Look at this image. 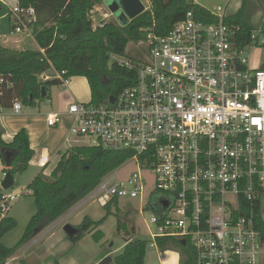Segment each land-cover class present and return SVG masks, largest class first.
Here are the masks:
<instances>
[{"label": "built area", "instance_id": "2783aa9c", "mask_svg": "<svg viewBox=\"0 0 264 264\" xmlns=\"http://www.w3.org/2000/svg\"><path fill=\"white\" fill-rule=\"evenodd\" d=\"M188 2L206 16L189 11L166 35H147L137 62L112 57L136 70L134 84L113 103L73 102L63 113L47 112L45 124L56 129L68 118L76 142L131 153L137 169L154 176L142 213H150L145 224L156 248L157 239L172 238L188 243L195 264H264V236L254 220L264 199V64L250 65L252 52L264 49V25L245 38L240 25L225 21L232 0H210L213 10ZM89 18L93 29L100 25ZM35 20L33 7L16 0L0 39L31 37ZM62 75L39 79L65 86L69 79ZM11 111L19 115L22 104L15 101ZM51 161L46 152L30 160L44 176ZM144 185L138 174L104 177L85 198L103 206L142 200ZM24 194L1 189L0 217Z\"/></svg>", "mask_w": 264, "mask_h": 264}, {"label": "trees", "instance_id": "16d2710c", "mask_svg": "<svg viewBox=\"0 0 264 264\" xmlns=\"http://www.w3.org/2000/svg\"><path fill=\"white\" fill-rule=\"evenodd\" d=\"M103 1L17 0L21 8L33 7L35 10L36 20L30 32L37 50H12L0 44V109H11L15 101L32 108L49 99V89L62 86L58 79H39L42 74L51 71L63 72L62 77L65 79L85 78L90 90L89 103L105 104L109 97H116L124 88L132 86L136 78V70L120 66L112 57L137 62L142 56L128 57L125 53L128 44L145 42L149 34L157 37L166 35L189 11L197 16H206L207 13L188 0H147L150 3L149 10L126 26L109 22L93 29L89 13ZM242 1L241 9L225 21L240 25L246 38L253 27L246 18L248 14L244 7L248 4L247 0ZM42 88L45 97L41 96ZM5 152L13 154L8 164ZM33 154L25 129L16 133L10 143L3 142L0 137V160L4 174L9 173L14 178L25 172ZM131 157V153L124 151L76 146L61 155L48 176L40 171L27 186L34 201L35 213L29 219L21 239L12 248L5 247L1 239L16 227V221L6 215L0 217V264H7L17 250L69 212L104 177ZM117 203L113 201L104 205L106 215L98 221L84 217L76 226L78 234L70 240L77 241L86 233L91 235L95 243L100 242L104 234L98 227L111 214V206ZM254 216L255 227L264 236V220L258 204ZM36 230L40 232L35 235ZM117 230L127 231L125 223L118 220ZM156 243L161 253L170 249L177 250L180 253L179 264H195L194 251L188 243L182 245L179 240L172 238L157 239ZM146 246L147 241L130 239L121 254L112 258L106 254L98 264H144ZM20 263L24 264L22 261Z\"/></svg>", "mask_w": 264, "mask_h": 264}, {"label": "rangeland", "instance_id": "374dc122", "mask_svg": "<svg viewBox=\"0 0 264 264\" xmlns=\"http://www.w3.org/2000/svg\"><path fill=\"white\" fill-rule=\"evenodd\" d=\"M110 1L114 3V0H104L100 5L92 9V13H89V16L93 18L94 24L101 25L115 22L119 26L124 27L135 17L149 10V3L147 0H136L138 5L137 8L131 13L122 12L125 19L119 20L117 11L120 7L115 3L111 6ZM196 1L199 5L205 6L209 10H213L216 5V3L210 2V0ZM219 3H223V1ZM242 3V0H232L227 13L230 15L236 14L241 9ZM247 3L248 4L244 8L248 14H246L248 23L254 29L262 27L264 25V0H247ZM1 7L0 31L4 32L6 27H8L7 19L4 17L8 8L5 6ZM104 14L109 15V17L105 18ZM16 38L26 39L21 49H15V46L19 45L14 43ZM0 44L12 50H37L33 38L27 37L25 34L8 36V39L5 41L0 39ZM144 52V45L130 43L127 45L125 53L128 57L138 58L142 56ZM262 64H264V49H258L252 52L250 65L254 68H259ZM46 74L52 76L53 71ZM62 88V86L51 87L48 91L49 98H58L63 93ZM82 103H88V101ZM50 111L49 99L43 100L33 108V112L35 113L39 112L41 114H46ZM58 139L59 136L55 135L43 137L45 145L46 142H57L59 141ZM87 144L88 142L84 140L83 142L80 141L79 145ZM68 147L69 144L65 145L64 148L61 149L60 154H56L55 157L53 156L54 158L51 164L45 171L49 169L52 170L56 166L61 155L67 151ZM50 155L52 156L53 154L50 153ZM40 171L41 169L33 162H30L25 172L14 177L13 187L7 190V194H25L14 202L7 212L8 217L16 221V227L5 234L1 239V243L5 247L12 248L19 242L29 219L35 213L34 201L31 197V191L27 190V186ZM133 174H138L145 180L142 200L138 198H123L118 201L117 205H112L110 208L111 214L98 227V230L102 231L104 234V238L100 242L95 243L91 235L86 233H84L79 240L72 241L66 237L63 230L66 224L76 228L84 217H88L92 221H98L106 215V210H104L101 202L87 197L62 216V218L44 229L23 248L17 250L9 259V262L11 264H21L20 262L22 260L24 264H98L106 254H109L108 256H111V258L121 254L125 243L130 239H140L147 241L144 264H178V261H180V253L173 249L162 253L159 252V250L152 245L147 232L145 223H147L150 213L145 211L142 213V205L146 203L149 193L154 189V176L149 172L138 170L136 162L133 159H128L121 167L106 177L113 181H119ZM261 215L264 220V199L261 201ZM118 220L125 223L127 231L118 232ZM132 229H134V233H132Z\"/></svg>", "mask_w": 264, "mask_h": 264}, {"label": "crops", "instance_id": "0c3cea01", "mask_svg": "<svg viewBox=\"0 0 264 264\" xmlns=\"http://www.w3.org/2000/svg\"><path fill=\"white\" fill-rule=\"evenodd\" d=\"M14 2H16V0H0V6H5L6 8H8L7 13L4 15L5 19H7V23L9 6H12ZM6 29L8 30V27H6ZM6 29L4 33L7 31ZM16 39L14 43L19 45L15 46V49H21L26 39ZM62 87L63 93L58 98H49V103L52 112L63 113L66 111L67 106L73 102L88 101L89 103L90 90L85 78L72 77L69 79L67 84ZM33 108L34 107L29 108L22 106V111L19 115L13 114L11 109H0V137L3 142L10 143L16 133H18L21 129H25L29 141V148L34 152V155L37 156L41 152H46L48 155L52 153L53 155H50L52 159L55 157L56 154H60L61 149L64 148V146L67 144H69V147L67 149H69L70 147L83 146L79 145L80 143L76 142V140L72 136H69L68 129L70 126V120L68 118L64 120L63 124L60 127L56 129H49L45 124V113H35L33 112ZM51 135L59 136V141L50 143L46 142L45 145L43 137H49ZM52 170L49 169L46 174H50ZM3 178V165L0 160V184ZM6 216L8 217L7 214ZM7 263L11 264L9 260Z\"/></svg>", "mask_w": 264, "mask_h": 264}, {"label": "water", "instance_id": "95a60500", "mask_svg": "<svg viewBox=\"0 0 264 264\" xmlns=\"http://www.w3.org/2000/svg\"><path fill=\"white\" fill-rule=\"evenodd\" d=\"M111 2V1H110ZM116 5L118 4V6L120 7V9L117 11L118 12V15H119V20L123 19L124 18V15L122 14V12L124 13H131L133 12L136 8H137V1L136 0H114L113 1ZM114 3H110L111 6L112 4ZM117 8V7H116ZM0 10H1V6H0ZM125 19V18H124ZM123 19V20H124ZM46 93L44 91V89L42 88V97H45ZM108 101L110 103H113L114 102V96H111L108 98ZM13 156V154L11 152H5L4 153V157H5V161L6 163L8 164L11 157ZM14 185V178L11 174L7 173V174H4V178L0 184V187L1 189L3 190H9L10 188H12ZM63 230L66 234V236L69 238V239H73L77 234H78V230L75 228V227H72L68 224H66L64 227H63ZM132 233H134V229L131 230ZM40 232V230H36L35 232V235L38 234ZM181 244L183 245L184 244V241H181Z\"/></svg>", "mask_w": 264, "mask_h": 264}]
</instances>
